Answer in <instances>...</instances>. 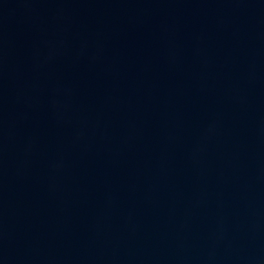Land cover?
<instances>
[{"label":"water","instance_id":"water-1","mask_svg":"<svg viewBox=\"0 0 264 264\" xmlns=\"http://www.w3.org/2000/svg\"><path fill=\"white\" fill-rule=\"evenodd\" d=\"M0 264H264V0H0Z\"/></svg>","mask_w":264,"mask_h":264}]
</instances>
